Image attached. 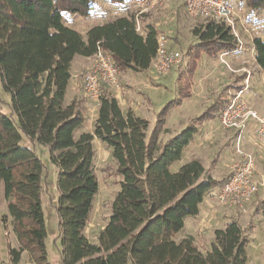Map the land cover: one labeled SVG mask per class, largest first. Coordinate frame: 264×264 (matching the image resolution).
Returning <instances> with one entry per match:
<instances>
[{
    "label": "trees",
    "instance_id": "1",
    "mask_svg": "<svg viewBox=\"0 0 264 264\" xmlns=\"http://www.w3.org/2000/svg\"><path fill=\"white\" fill-rule=\"evenodd\" d=\"M95 1L0 0V85L9 96L7 111L0 107V186L18 243L17 248L8 243L10 260L17 263L25 251L33 264H49L41 207L45 169L37 152L24 143L25 137L44 145L57 167L63 264H246L248 240L236 219L214 229L206 252L191 234L179 233L184 218L194 217L210 188L224 179L203 178L205 169L198 158L175 171L171 165L181 158L197 125L212 118L214 111L219 114L222 101H213L190 124L159 143L169 108L191 95V77L202 52L212 56L230 52L236 48L235 36L212 19L194 28L198 41L180 75L179 96L155 114L148 134L149 120L131 110L123 113L105 88L100 91L90 132L82 129L81 99L66 100L74 56H92L100 46L120 71L144 72L155 56L158 36L150 24L143 33L137 31L134 13L93 25L82 35L67 18H87ZM106 1L121 4L126 0ZM239 1L264 13V0ZM261 31L263 37L254 38L252 45L254 59L264 71V24ZM95 138L111 150L114 173L121 179L108 223L93 244L84 228L98 189ZM0 224L9 236L6 215L0 216Z\"/></svg>",
    "mask_w": 264,
    "mask_h": 264
},
{
    "label": "rangeland",
    "instance_id": "2",
    "mask_svg": "<svg viewBox=\"0 0 264 264\" xmlns=\"http://www.w3.org/2000/svg\"><path fill=\"white\" fill-rule=\"evenodd\" d=\"M234 9L235 31L244 45L243 50L237 53H228L221 56L208 55L202 52L197 60V67L191 77V95L170 107L159 136L162 144L168 138L177 134L179 130L199 115L213 101H222L223 97L233 85L243 76L239 71L241 67H247L251 71L249 92L258 95L250 96L254 103H264V71L259 68L254 59V48L252 41L256 37H263L261 31L264 24V13L261 10H251L245 3L239 0H227ZM139 8L131 4L129 0L121 4H113L106 0H96L92 13L87 18L73 15L67 18V23L78 30L82 35L89 27L102 24V22L116 18V16L138 14ZM138 30L143 33L144 26H154L156 34H164L167 37V45L172 50L177 49L186 54V59L170 68L167 73L157 74L153 63L144 72H133L130 70L120 71L117 88L106 89L120 103L121 110L125 113L131 110L139 117L149 120L147 134L154 123L155 114L162 108L175 102L179 96V78L187 65L189 52L198 41L194 28H201L206 22L203 18L189 16L183 5L169 1L154 7L144 8V12L137 17ZM236 42H238L235 37ZM225 62H223V60ZM93 57L87 59L74 58L71 63L72 79L77 80L80 87V107L83 110L85 124L82 129L92 130L93 121L97 114L96 101H90L82 93L83 73L92 66ZM8 94L0 85V107L7 111L6 102ZM88 105H82L85 101ZM97 107V106H96ZM80 129V130H82ZM234 136L231 131L222 128L219 124L218 111H214L213 117L197 125V132L191 141L184 147L181 158L171 165L175 171L178 167L192 158L202 161L205 176L213 177L220 182L228 176L234 164L241 157L235 146ZM40 157L44 169L42 172L41 207L43 209L44 223L46 228L45 246L49 264H63L61 229L58 223L56 203L58 190L56 185L57 167L49 159V152L44 145L37 142H29L22 138ZM246 134L241 141V149L251 152L256 162V173L262 181L259 190L243 207L220 204L215 199V188H210L199 205V211L194 217H185L186 225L179 233L180 235L193 236L194 242L202 252L209 250L210 242L214 236V229L223 226L232 219L238 220L243 229L248 243L246 248V264H264V150L250 141L247 142ZM251 140L252 139H248ZM95 156L93 159L98 189L92 203L88 223L84 228V235L90 243H98V234L108 223L111 213V203L119 188L118 175L114 173L116 164L111 156V150L105 147L97 138L93 140ZM46 174V179L43 180ZM6 215L9 225V236H5V229L0 224V264H33L25 251L21 253L17 263L10 260L8 243L17 248L18 243L9 223L11 217L6 209V200L3 196V186H0V216ZM179 235V236H180Z\"/></svg>",
    "mask_w": 264,
    "mask_h": 264
},
{
    "label": "built area",
    "instance_id": "3",
    "mask_svg": "<svg viewBox=\"0 0 264 264\" xmlns=\"http://www.w3.org/2000/svg\"><path fill=\"white\" fill-rule=\"evenodd\" d=\"M169 1H175L184 6L186 13L191 17L203 18L205 21L212 19L221 22L229 28V31L237 38L236 48L230 52L237 53L243 50L244 45L235 31L234 9L227 0H130L131 4L139 8L138 14L134 13V21L144 12L146 7H154ZM138 30V26L136 25ZM157 50L151 60L157 74L167 73L174 65L186 59V54L180 50H172L167 45V37L164 34L157 36ZM92 55V66L82 76V93L90 100L98 102L102 89L117 88L120 70L114 64L111 54L97 46ZM223 60V58H221ZM223 62H225L223 60ZM239 71L243 76L238 85H233L222 99V107L219 110V124L234 135L235 146L241 157L236 162L228 176L215 187V199L220 204L233 207H243L257 193L259 186L263 185L256 173V162L251 152L241 149V141L246 134L247 142L250 141L264 150V107L259 109L250 99L249 85L251 71L241 67ZM248 139H252L248 140Z\"/></svg>",
    "mask_w": 264,
    "mask_h": 264
},
{
    "label": "crops",
    "instance_id": "4",
    "mask_svg": "<svg viewBox=\"0 0 264 264\" xmlns=\"http://www.w3.org/2000/svg\"><path fill=\"white\" fill-rule=\"evenodd\" d=\"M78 57V60L79 59H87V57H83V56H80V55H75L74 56V58H77ZM74 58H73V60H74ZM72 60V61H73ZM72 61H71V63H72ZM70 66H71V64H70ZM260 68V67H259ZM70 72H71V67H70ZM74 77V75L71 73V77H70V82H69V85H68V87H67V90H66V100L67 101H70L71 99H73V98H75V97H78L79 95H80V87H79V84H78V81L77 80H74V79H72ZM251 87V84L249 85V88ZM81 91H82V89H81ZM254 91H250V96H252V95H258V94H255V93H253ZM264 96H262V98H263ZM90 101H91V99H90ZM93 101V100H92ZM252 102V101H251ZM98 103V102H97ZM97 103L96 104H94L95 105V108H98V107H96L97 106ZM89 104V100H88V102L87 101H85L84 102V104H82V105H88ZM256 107H258L259 109H261V108H263L264 107V103L263 104H259V103H253ZM118 105L120 106V103L118 102ZM96 115V114H95ZM85 122V121H84ZM85 124V123H84ZM185 220H184V228H185V225H186V218H184ZM187 234H189V233H187Z\"/></svg>",
    "mask_w": 264,
    "mask_h": 264
}]
</instances>
